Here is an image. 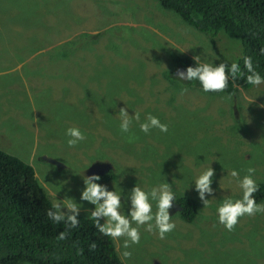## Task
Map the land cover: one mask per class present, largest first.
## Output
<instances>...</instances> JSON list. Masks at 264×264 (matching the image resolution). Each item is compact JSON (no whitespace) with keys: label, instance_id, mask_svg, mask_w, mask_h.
Here are the masks:
<instances>
[{"label":"rangeland","instance_id":"374dc122","mask_svg":"<svg viewBox=\"0 0 264 264\" xmlns=\"http://www.w3.org/2000/svg\"><path fill=\"white\" fill-rule=\"evenodd\" d=\"M98 38L112 61L134 66L126 80L103 86L102 80L101 87L90 80L93 71L105 78V63L118 66L103 54L88 56ZM196 55L201 62L231 64L243 55V43L225 32L215 39L201 33L159 0H0V150L29 164L54 204L72 198L87 219L94 205L80 199L79 174L93 158L116 170L104 185L121 193L125 204L136 183L147 191L168 182L176 197H190L199 206L193 223L170 209L176 228L165 239L141 227L140 243L128 249L131 258H121L124 264H264V214L241 217L229 232L216 212L224 197L241 196L233 169L242 177L253 167L256 182L264 181V84L240 87L237 96L211 97L171 78L172 61ZM49 63L52 72L46 71ZM118 98L134 104L129 115L139 112L143 122L151 113L168 132L153 128L145 134L133 120L122 133L111 117ZM99 106L105 128L97 121ZM69 127L86 137L75 147L67 144ZM209 165L214 193L206 194L204 207L194 180ZM62 166L69 172H58ZM114 243L120 255L123 238Z\"/></svg>","mask_w":264,"mask_h":264},{"label":"trees","instance_id":"16d2710c","mask_svg":"<svg viewBox=\"0 0 264 264\" xmlns=\"http://www.w3.org/2000/svg\"><path fill=\"white\" fill-rule=\"evenodd\" d=\"M159 1L164 8L179 15L185 23L213 39L221 32L233 39L240 38L243 43V55L236 62L241 70L246 74L243 57L251 56L254 67L264 76V54L260 51L264 48V0ZM185 58L186 60L177 58L176 61L185 69L188 66H196L194 59ZM127 67L123 64L119 69V64L109 66L105 63L102 71L110 81L121 82L129 75L130 69ZM171 78L176 79L173 75ZM71 80L74 81L75 76L71 77ZM187 82L192 88L198 86L202 89L198 81ZM99 86L101 87V79ZM240 87L248 89L252 85L247 84L244 78L231 79L225 92L208 93L211 97L237 96L236 91ZM116 106L115 101L111 106V117L114 122L121 123L115 110ZM100 112L101 116L97 121L103 124L101 107ZM103 127L105 128L104 124ZM58 168V172L62 173L67 170L65 166ZM88 172L90 170L83 171V174L79 172V176L82 178ZM111 176V172L107 174V177ZM257 184L260 189L255 193L258 203L264 200V181L260 180ZM175 202L182 205L180 215L186 219L185 222L193 223L199 210L197 202L185 196H175ZM53 205V201L38 181L35 170L17 156L0 150V264H124L114 241L99 233L93 220L79 216V226L76 228H70L65 222L55 223L46 214L50 209L55 210ZM62 231L68 233L64 240L58 239ZM93 242L95 248L91 247Z\"/></svg>","mask_w":264,"mask_h":264},{"label":"clouds","instance_id":"9594fccd","mask_svg":"<svg viewBox=\"0 0 264 264\" xmlns=\"http://www.w3.org/2000/svg\"><path fill=\"white\" fill-rule=\"evenodd\" d=\"M260 51L261 54H264V48ZM62 58L66 57L62 56ZM193 59L196 66H188L184 71L178 70L176 78L185 81H198L205 93L215 92L220 94L225 92L231 79L244 78L245 82L252 85V87H259L264 84V76L254 67L251 56L243 57L246 74L245 71L241 70L237 62H232L231 64L220 62L216 65L209 62H201L199 55L194 56ZM60 61L66 60L62 59ZM105 61L110 63L121 62L112 61L111 57H107ZM123 64L131 66L128 63ZM89 75L91 81L94 79L99 81L102 78L96 77L99 75L98 71H93ZM70 103L74 104L73 100ZM130 104L131 101L129 102V100L124 103L119 100L116 101V105L120 107L118 115L121 121L120 130L122 133L130 131L133 120L139 122L140 131L145 134H148L153 128L158 129L162 133L168 132V125L162 123L158 117L151 113L146 115L143 122H140L139 112L129 115L128 111H131ZM260 107H264V104L260 105ZM65 135L69 137L67 140L69 147H75L86 139L84 133L77 127H69ZM85 158L90 160L86 154ZM110 170L112 169L106 172ZM255 171V168L249 167L246 170V174L242 177L235 169L230 172L231 177L235 179L241 190V196L236 199H233L230 195L224 197L216 209L218 222L229 232L234 231L241 217L254 216L257 213L264 214V204L257 203L255 198V193L260 190L254 179ZM214 174V169L209 165L200 171L194 180L195 190L204 207L210 201V199L205 198L206 194L213 195L214 193V189L211 187ZM82 178L84 188L81 191L80 199L94 205V210H87L89 213L88 218L95 222L94 226L103 236L110 237L117 242L123 238L122 248L124 250L120 252L122 259L131 258L132 253L128 249L132 245L140 243L141 227H144V230L150 233L155 230L159 239H165L166 234L176 228L172 215H170V209L175 201L172 184L164 182L146 191L136 183L128 192L125 204V197L122 202L121 193H118L115 189L108 190L106 185L100 184L101 182L97 183V181L101 180L99 175L93 173ZM153 202H155V211H153ZM126 205L127 212L124 211ZM81 208L82 204L76 203L72 198L62 201L57 199V202L53 205L55 210L50 209L46 214L55 223L65 222L70 228H76L79 226L78 217ZM62 209H67V211L65 212ZM102 219L103 223H101ZM67 235L66 231H62L59 233L58 239L64 240ZM95 246V242H93L91 247L95 248Z\"/></svg>","mask_w":264,"mask_h":264},{"label":"flooded vegetation","instance_id":"af4514ba","mask_svg":"<svg viewBox=\"0 0 264 264\" xmlns=\"http://www.w3.org/2000/svg\"><path fill=\"white\" fill-rule=\"evenodd\" d=\"M161 58V60H162V62H164V63H168V60H167V58H166V56H161L160 57ZM113 63H118V62H113ZM118 64H120L119 65V68H122L123 67V63L122 62H119ZM134 66H128L127 68H129V69H131V68H133ZM182 70V71H184V70H186L185 69V67H183V66H181L177 61H172V66H171V72H172V74H173V76L176 78V75H177V72H178V70ZM166 80H168V81H170L169 79H167V78H165ZM101 80H103L104 82H102V85H104V83L105 82H108V81H110L111 79H109V78H101ZM176 80H178V81H182V80H180V79H178V78H176ZM184 82H187V81H185V80H183ZM170 83H171V81H170ZM110 91H112V89L110 90ZM90 98H93V97H89V99ZM121 98V97H120ZM120 98H118V100L119 101H121V102H123L124 103V101H122ZM130 99H131V97H130ZM132 100V99H131ZM126 101H127V99H126ZM134 108V104L132 103V101H131V104H130V109L132 110ZM90 113V112H89ZM166 158H168V157H166ZM99 160H101V159H99V158H93L92 159V161L93 162H96V161H99ZM101 161H103V160H101ZM91 167H92V163L88 166V168L87 169H85V170H91ZM84 170V171H85ZM106 170V169H105ZM112 173V175H114V174H117V172H116V170L113 168L112 170H110V171H108V172H105V173H103L100 177H101V180H99V182H101L100 184H102V185H104L105 184V182H109L111 179H114V177L113 176H111V177H107V174L108 173ZM86 176H89L88 175V173L86 174ZM46 193H48L47 192V190H46ZM187 197V196H186ZM190 198V197H189ZM175 202V201H174ZM177 204V205H176ZM173 207H175V209H179L180 211H182V209H183V207H182V205H180V204H178V203H176L175 202V204L173 203ZM173 207L171 208V209H173Z\"/></svg>","mask_w":264,"mask_h":264},{"label":"crops","instance_id":"0c3cea01","mask_svg":"<svg viewBox=\"0 0 264 264\" xmlns=\"http://www.w3.org/2000/svg\"><path fill=\"white\" fill-rule=\"evenodd\" d=\"M107 44L103 42V39H95L93 42V45L91 48H88V56H93V55H99V54H103L107 59V56L110 57V55H108L106 48H107ZM103 49V51H101ZM46 71L47 72H52L51 71V65L50 63L45 65ZM57 75V74H55ZM53 75H50L49 77L53 79L52 77ZM98 78V77H97ZM49 86V85H48ZM50 87V86H49Z\"/></svg>","mask_w":264,"mask_h":264},{"label":"water","instance_id":"95a60500","mask_svg":"<svg viewBox=\"0 0 264 264\" xmlns=\"http://www.w3.org/2000/svg\"><path fill=\"white\" fill-rule=\"evenodd\" d=\"M179 71H182V70L180 69ZM46 160H47V159H46ZM47 161H48L49 163H54V164H56L54 160H47ZM110 167H112V165L109 164V163H102V162H100V163H96V164H94V165L91 167V169H93V170H90L89 175L94 173V174H97V175L101 176V174H103V173H105L107 170H109ZM105 169H106V170H105Z\"/></svg>","mask_w":264,"mask_h":264}]
</instances>
